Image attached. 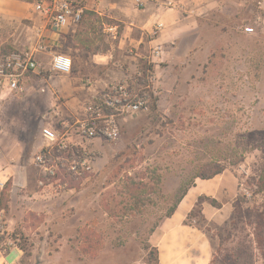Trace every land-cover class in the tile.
Here are the masks:
<instances>
[{
	"label": "rangeland",
	"instance_id": "374dc122",
	"mask_svg": "<svg viewBox=\"0 0 264 264\" xmlns=\"http://www.w3.org/2000/svg\"><path fill=\"white\" fill-rule=\"evenodd\" d=\"M254 15L246 4L229 27L203 30L215 42L209 59L177 61L176 76L156 73L163 82L159 95L148 112L120 121L117 140L85 141L69 124L71 145L65 161L55 159L54 176L33 163L32 146H45L39 135L44 126L16 127L15 110H6L41 99L25 87L20 100L1 102L0 139H7L0 141V168L10 167L15 179L0 193V222L8 228L0 234V250H8L7 240L24 247L31 255L17 247L18 264L153 261L152 236L182 190L196 176L223 169L246 193L239 192L221 227L208 226L197 211L195 225L212 240V264H264V29L244 35L238 28ZM24 50L2 46L0 63ZM132 64L127 80L133 93H141L152 65L146 59ZM63 122L54 129L63 133ZM71 165L76 170H68Z\"/></svg>",
	"mask_w": 264,
	"mask_h": 264
},
{
	"label": "crops",
	"instance_id": "0c3cea01",
	"mask_svg": "<svg viewBox=\"0 0 264 264\" xmlns=\"http://www.w3.org/2000/svg\"><path fill=\"white\" fill-rule=\"evenodd\" d=\"M38 1L41 0H0V55L2 46L4 50L32 49L42 37L40 42L48 41L50 47L47 52L35 53L40 64L46 67L48 55L58 52L68 55L73 67L66 76L45 73L44 80L32 75L25 77L21 91L9 99L20 100L27 87L29 93L41 100L6 109L15 110L11 124L16 127L27 124L55 128L54 123L58 121L72 125L82 120L87 100L109 84L129 79L133 61L146 59L156 46L162 49L157 76L164 77V73L171 72L176 76L177 61L209 59L210 44L215 42L209 41L203 30L229 27L246 4L254 11V6L249 4L253 0H143L141 9L135 6L134 0H80L82 20L75 26L53 31L45 17L35 11ZM94 23L99 25L96 32ZM158 24L162 30L153 37L150 33ZM131 48L136 50L134 55ZM44 84H47L45 89ZM157 84L162 86L163 82ZM6 139L3 136L0 141ZM32 147L34 154L37 153L40 142ZM14 174L10 167L0 168V193L7 181L15 179ZM238 194V179L229 170L209 179H194L174 212L161 221L152 236L158 264H212V240L204 229L195 225L194 218L187 223V217L198 206L208 226L221 227L230 219ZM5 244H8V253L0 250V264H18L21 251L10 240Z\"/></svg>",
	"mask_w": 264,
	"mask_h": 264
},
{
	"label": "built area",
	"instance_id": "2783aa9c",
	"mask_svg": "<svg viewBox=\"0 0 264 264\" xmlns=\"http://www.w3.org/2000/svg\"><path fill=\"white\" fill-rule=\"evenodd\" d=\"M253 2L255 3V15L252 22L238 26L244 35H254L257 29H264V0H253ZM134 3L138 9L143 8V0H134ZM34 8L36 12L45 17L47 26L53 31L77 25L83 12L80 0H41L35 4ZM161 30L162 26L158 24L152 29L150 35L154 37ZM41 39L42 37L39 40L42 41ZM40 41L32 49L12 52L0 63V103L21 91L22 82L27 75L44 80L45 73L52 76H66L71 73L72 59L64 53L49 54L46 67L37 61L35 53L47 52L50 47L48 41ZM161 55L160 46L150 50L146 60L152 66L146 72L145 84L141 88V93H133L126 80L109 84L101 93L87 100L83 106L84 118L74 122L76 132L81 139L89 142L96 139L113 142L120 135L121 120L149 111L151 100L159 95L155 74L162 63L160 62ZM60 127L63 133L48 126L40 130L45 146L34 155L33 163L47 176L55 175L58 166L55 159L65 161L64 155L68 154L71 145V138L68 134L71 125L63 122ZM1 132L0 127V134ZM59 163L62 164V161ZM68 170H76V166L71 165ZM239 192L246 193L241 188ZM3 225L0 222L1 235L7 232ZM8 244L12 245L10 242Z\"/></svg>",
	"mask_w": 264,
	"mask_h": 264
},
{
	"label": "trees",
	"instance_id": "16d2710c",
	"mask_svg": "<svg viewBox=\"0 0 264 264\" xmlns=\"http://www.w3.org/2000/svg\"><path fill=\"white\" fill-rule=\"evenodd\" d=\"M222 171H224L223 169H218V170H216V171H214V172H212V173H210V174H208V175H200V176H196L194 179H196V178H200V179H209V178H212V177H214V176H216V175H218V174H220ZM193 182V181H192ZM191 182V183H192ZM261 188H263V181H261ZM191 185V184H190ZM187 189V188H186ZM186 189H183L182 190V192H181V195H180V197L177 199V201H176V203L172 206V208L169 210V212L167 213V215H166V217H170V215L174 212V210H175V208H176V206H177V203L180 201V198L182 197V195L185 193V191H186ZM1 199V198H0ZM213 203H215V202H213ZM197 211V214H199L200 215V211H199V208H198V206L197 207H195V209H193V211H191V213H189V215H188V217H187V219L188 220H190V219H192L193 217H195L196 215H195V212ZM20 250H22L23 252H25V254H27L28 256H30L31 254H29V253H26V251H25V248L24 247H20V246H17ZM3 253L4 254H7L8 253V250H3ZM155 258H154V260L153 261H147V262H145V263H147V264H158V259H157V252H156V250H155ZM24 254V255H25Z\"/></svg>",
	"mask_w": 264,
	"mask_h": 264
},
{
	"label": "water",
	"instance_id": "95a60500",
	"mask_svg": "<svg viewBox=\"0 0 264 264\" xmlns=\"http://www.w3.org/2000/svg\"><path fill=\"white\" fill-rule=\"evenodd\" d=\"M35 264H39V262H38V261H36V262H35Z\"/></svg>",
	"mask_w": 264,
	"mask_h": 264
}]
</instances>
